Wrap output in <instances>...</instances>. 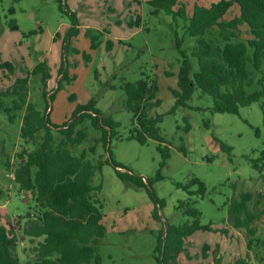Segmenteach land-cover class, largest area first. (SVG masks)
<instances>
[{
    "label": "rangeland",
    "instance_id": "rangeland-1",
    "mask_svg": "<svg viewBox=\"0 0 264 264\" xmlns=\"http://www.w3.org/2000/svg\"><path fill=\"white\" fill-rule=\"evenodd\" d=\"M218 0H180L183 16L160 11L152 13L147 0H0V63L14 62L17 67L31 69L39 61H46L50 78L47 88L57 86L61 75L58 72L63 61L68 75L61 80L59 89L50 102V120L61 124L69 120L77 104L96 99L97 108L105 116L119 122V126L106 146L100 132L84 121L75 127H87V136L82 143L72 148L74 154L95 146L96 155L110 156L131 172L150 178V189L164 206L160 217L152 215L153 202L148 188L135 187L119 179L111 163L97 170L92 182L101 185L98 197L103 204L102 223L105 235L99 239L98 249L101 264H156L155 246L157 236L168 224L178 225L191 221L177 208L179 200L190 198L201 211L200 222L225 227L228 211L226 202L238 197L240 192L264 193V164L262 171L252 165L259 160L264 150V114L259 101L239 107L237 113L213 112L212 97L195 89L186 106L172 110L177 87L179 66L185 54L197 68L192 55L195 37L185 34L184 18H189L195 3L208 6ZM62 5V8L60 7ZM73 11L78 21V34L69 40V47L62 52L63 39L71 24ZM236 13L233 7L225 15L228 19ZM139 18L138 24H135ZM236 40H245L248 32L241 26ZM56 33L58 37L55 38ZM97 35L102 42L98 48H90L91 37ZM106 39L113 43L105 48ZM178 41V43H177ZM85 55L89 59H85ZM63 73V72H62ZM24 73L17 68L14 74L0 68V90L10 86L16 76ZM257 78L259 74L253 73ZM146 76L155 77L159 90L158 106L151 114H161V135L169 147V157L161 166L159 141L149 138L141 144L127 139L132 127V114L124 105L122 89L124 81L134 82ZM40 75H30L27 83V101L34 103L42 112H47L42 94ZM264 89L263 85L247 87ZM74 94L75 99H69ZM12 96L1 97L11 104ZM25 106L14 111L13 122L0 107V224L11 228L16 218L34 209V200L29 194L18 191L11 170L15 166V154L24 143L19 135ZM189 129H186V125ZM229 148V149H228ZM88 158L93 160L91 154ZM9 159L11 167L5 166ZM160 175V176H158ZM198 177L206 185L203 196L188 195L178 183H187ZM197 189V184L191 186ZM15 229L19 239L17 252L25 264L22 250L29 246L28 238L22 235L21 226ZM259 241L248 249L247 231L228 226V233L200 231L188 237L180 253L189 264L202 260L199 247L204 243L215 248V255L223 263L244 258L246 264H264V214L252 224ZM226 226V227H227ZM247 252L249 254H247ZM262 258V259H261ZM208 259H211L209 256Z\"/></svg>",
    "mask_w": 264,
    "mask_h": 264
},
{
    "label": "trees",
    "instance_id": "trees-1",
    "mask_svg": "<svg viewBox=\"0 0 264 264\" xmlns=\"http://www.w3.org/2000/svg\"><path fill=\"white\" fill-rule=\"evenodd\" d=\"M147 3L153 8L152 13L157 14L162 10L173 14L174 19L178 15L183 16L182 7L175 9L180 5V0H147ZM60 7L62 8L61 4ZM233 7L236 8V13L226 19L225 15ZM67 12L72 19L63 39V55L69 47L70 38L78 34L79 25L75 13ZM184 20L185 34L195 37L192 55L197 60V68L194 69L190 59L183 54L177 87L172 89V110L186 106L195 89L212 97L213 112L237 113L239 107L264 97V89L247 90V87L263 85L264 82V0H218L208 6L195 3L191 16ZM138 21L139 18L135 24ZM241 26L246 27L248 37L236 40ZM101 42L97 35H93L90 48H98ZM112 45V41L106 39L105 48L110 50ZM84 57L89 59L88 55ZM0 68L11 74L19 68L24 73L16 76L5 90H0V107L7 114L8 120L13 122V112L20 111L25 106L19 135L31 147L23 145L15 154L16 164L11 173L18 191L32 196L35 203L32 211L18 215L16 224H12L11 228L0 224V264H23L17 252L20 237L14 231L20 228L22 221V235L29 242V246L22 250L25 253V264H101L98 243L106 229L102 223L103 204L97 194L101 185L93 184L94 173L101 170L104 164L111 163L122 181L135 187L146 185L153 202L152 215L155 218L160 217L159 209L164 206V200L159 199L150 189L152 179L143 178L114 160L108 147L107 158H103L102 154L95 157L94 145L88 150L83 149L79 154L73 153L72 148L82 143L87 136V127L75 130L77 125L88 120L92 128L100 132V138L96 141H101L105 147L119 122L103 115L94 98L77 104L69 120L61 124L50 120L49 101L53 100L55 89L60 88L61 80L68 76L64 72L63 61L58 71L61 77L57 86L50 89L47 88L49 66L44 60L29 70L17 67L11 61H2ZM254 72L259 74L257 78L254 77ZM30 75H40L44 87L42 94L47 95L44 98L47 112H42L34 103L27 101ZM122 89L125 95L124 105L132 114V127L127 139H135L141 144L146 143L149 138L159 141L160 165L163 166L169 157V147L159 127L162 115L151 114V110L160 103L157 97V79L146 76L134 82L124 81ZM8 96L13 97L10 99L11 104H5L1 100V97ZM69 99L74 100L75 95L72 94ZM260 106L264 114V102ZM189 127L187 124L186 129ZM89 154L93 156V160L88 158ZM259 160L261 163L252 159V165L262 171L264 150L261 151ZM9 163L7 159V168L11 167ZM194 184H197V189L192 190L191 186ZM177 187L187 191L189 196H203L206 193V185L198 177H192L184 184L178 183ZM226 205V226L245 229L249 236L246 246L251 249L256 245L255 241H259L255 238L256 228L252 224L264 214V193L240 192L238 197H232ZM177 208L191 217V221L178 225L166 223L157 236L154 255L156 264H189L180 255L189 236L200 231L225 234L229 231L228 226L202 224L201 211L190 198L179 200ZM198 251L202 260L193 264H246L244 258L223 263L215 255L216 249L207 243L200 246ZM209 256L211 259H208Z\"/></svg>",
    "mask_w": 264,
    "mask_h": 264
}]
</instances>
